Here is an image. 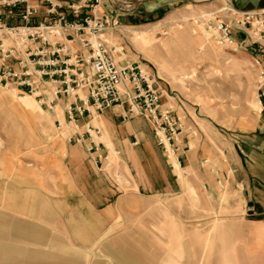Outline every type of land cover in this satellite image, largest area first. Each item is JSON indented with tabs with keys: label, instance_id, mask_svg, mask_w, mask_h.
Returning <instances> with one entry per match:
<instances>
[{
	"label": "rangeland",
	"instance_id": "obj_1",
	"mask_svg": "<svg viewBox=\"0 0 264 264\" xmlns=\"http://www.w3.org/2000/svg\"><path fill=\"white\" fill-rule=\"evenodd\" d=\"M104 1L121 27L102 39L123 47L120 63L154 73L182 119L167 152L150 129L172 187L143 192L117 159H102L113 194L91 213L64 185L62 150L81 142L63 130L75 123L59 126L32 95L0 84V264H264V190L248 170L264 132L261 67L249 49L220 43L215 26L264 0Z\"/></svg>",
	"mask_w": 264,
	"mask_h": 264
},
{
	"label": "built area",
	"instance_id": "obj_2",
	"mask_svg": "<svg viewBox=\"0 0 264 264\" xmlns=\"http://www.w3.org/2000/svg\"><path fill=\"white\" fill-rule=\"evenodd\" d=\"M101 2L80 0L71 4L70 8L75 13L89 6L91 13L81 22L68 20L66 14H60L54 21L37 25L31 24L35 9L25 5L20 12L21 23L7 25L2 9L6 7L7 16L11 17L18 0H0V84L15 86L21 93L33 95L47 110H53L58 100L65 98V121L75 125L85 113L92 110L102 112L126 102L130 113L141 114L151 123L158 145L167 152V144L171 145L181 134L182 119L175 115L172 107L165 105L155 74L137 61L120 63L116 54L123 47L117 49L102 39L106 33L119 30L121 24L112 11L98 10ZM233 11L241 13V16L215 23L220 32V43H235L242 47L232 31L233 27H245L247 35L255 38L253 44H257V38L260 35L264 37V6L253 11ZM71 31L75 32L81 45L90 46L89 54L82 57L75 52L77 48L73 44V57L69 46L58 45L59 40L67 37L69 42H73L75 37L69 33ZM255 59L261 67L260 76L264 84L263 60L258 56ZM84 63L90 67L89 71L78 70V65ZM260 90L264 99V88ZM57 123L62 126L61 120ZM85 133L77 134L75 141L88 140L89 149L96 153L97 158L106 160L109 152L104 155L101 151L105 146L101 142V129L86 125ZM134 144L138 142L135 140Z\"/></svg>",
	"mask_w": 264,
	"mask_h": 264
},
{
	"label": "crops",
	"instance_id": "obj_3",
	"mask_svg": "<svg viewBox=\"0 0 264 264\" xmlns=\"http://www.w3.org/2000/svg\"><path fill=\"white\" fill-rule=\"evenodd\" d=\"M4 1L13 2L15 0ZM78 1L80 0H18V3L14 7V14L11 17L7 16L8 9L6 7L2 9L3 20L7 25L20 24V12L25 5H28L35 9V14L31 19V24L33 25L54 21L60 14H66L68 20L81 22L91 11L89 6H86L78 13L73 12L70 5ZM97 8L100 11L110 10L117 15L116 10L106 1L104 3L101 2V5L97 6ZM256 9V7H253L245 11H253ZM233 28L232 32L238 44L244 49H249L253 55L260 57L264 64V37L260 35L257 38V44H253L255 38L252 37L251 39L247 35L245 30L248 29H244L245 27L243 28L244 30ZM69 33L75 37L73 42H69V38L67 37L59 40L58 45L65 44L69 46L73 57L75 52H78L82 57L89 54L90 46L81 45L75 32L71 31ZM73 44L77 48L75 52ZM77 68L85 72L90 70V67L86 63L78 65ZM65 104L66 99L60 98L56 107L53 110H49L55 120H65ZM128 108V104L125 102L107 108L102 112H95L91 109V113H85L84 116L78 119L76 128L67 127L63 132L77 136V134L86 132V125L99 127L103 135L101 142L105 145L101 148V151L104 155L109 152L107 156L108 166L113 164L110 161L117 159V163L121 165L123 171L128 170L130 173L133 179V185H136L143 192L169 190L172 187V182L166 170L163 155L154 146L152 132H150V129L153 131V126L143 115L130 113ZM41 109L44 111L42 107ZM81 129L82 131H80ZM85 135L87 136L86 133ZM258 139L261 152L250 151L251 157L258 161L256 165L249 167L248 170H251V173H255L253 174L255 175L253 181L257 180L259 190H264V132L260 133ZM135 140L138 144H134ZM132 144L136 147L132 146ZM89 146L88 140H84L81 143H69L65 145L62 151L67 155V167L71 181L64 185H72V187L81 191L80 204L87 207L91 213H96L101 208L106 207L113 193L112 191L109 192L111 189L108 187L107 175L104 169H101L103 166L102 159H98L96 153L92 152ZM183 146L186 147V143ZM112 148L113 150H117L119 155L113 154ZM190 151L187 150L185 153L186 158L189 159V163H191V158L196 156V153L194 155ZM226 151L229 157H234L235 153L233 150ZM101 162L102 165L99 167V163ZM241 166L243 167V165ZM246 176L248 177V181H243L244 185H251L248 174ZM253 185L256 184L253 183ZM74 188L70 187V189ZM262 195L260 194V197Z\"/></svg>",
	"mask_w": 264,
	"mask_h": 264
},
{
	"label": "bare ground",
	"instance_id": "obj_4",
	"mask_svg": "<svg viewBox=\"0 0 264 264\" xmlns=\"http://www.w3.org/2000/svg\"><path fill=\"white\" fill-rule=\"evenodd\" d=\"M228 8H230V7H228ZM122 27H130V28H133L132 26H124V25H122ZM149 36L147 35V34H145L144 36H142V38L140 39V40H138V43H140V45H142V44H144V43H147V42H149V38H148ZM26 96H29V97H31V94H25V96H23V97H26ZM33 96V95H32ZM34 97V96H33ZM35 98V97H34ZM38 102V101H37ZM25 104H26V106H27V108L28 109H36V106L34 105V103L33 102H31V101H29V100H27V101H25ZM41 107V106H40ZM36 111V110H35ZM35 111H33V112H35ZM36 115V114H35ZM61 122H62V125H67V124H69V123H67L65 120H61ZM114 153L116 154V155H119V153H118V151L117 150H114Z\"/></svg>",
	"mask_w": 264,
	"mask_h": 264
}]
</instances>
